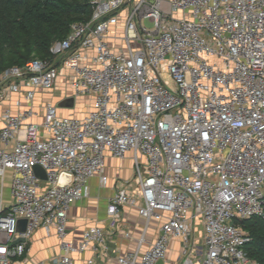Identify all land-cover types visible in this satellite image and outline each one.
<instances>
[{
  "label": "built area",
  "instance_id": "1",
  "mask_svg": "<svg viewBox=\"0 0 264 264\" xmlns=\"http://www.w3.org/2000/svg\"><path fill=\"white\" fill-rule=\"evenodd\" d=\"M90 5V20L71 25L54 60L0 74V104L17 95L15 106H25L6 111L0 127V176L12 171L14 200L0 214V264L23 257L38 229L55 232L61 254L35 264H74L73 254L91 246L106 253L126 207L161 228L145 252L119 264L165 263L173 240L182 243L178 264H257L241 221L264 220V0ZM122 21L123 48L115 50L108 38ZM61 67L73 98L91 99L92 109L83 118L62 116L48 103L42 122H33L37 95L55 90ZM130 154L134 175L109 201V232L93 227L78 245L68 241L69 211L90 197L89 181L107 185V157ZM20 238L26 242L16 244Z\"/></svg>",
  "mask_w": 264,
  "mask_h": 264
},
{
  "label": "crops",
  "instance_id": "2",
  "mask_svg": "<svg viewBox=\"0 0 264 264\" xmlns=\"http://www.w3.org/2000/svg\"><path fill=\"white\" fill-rule=\"evenodd\" d=\"M125 27L122 21L118 26L110 31L108 44L111 48L119 50L123 48V35ZM61 76L56 88L52 93H39L33 107L38 112V116L32 121L42 122L45 105L48 103L59 104L64 100L72 98L73 92L68 85L69 72L60 68ZM19 96L12 95L11 99L0 104V127H3L2 115L6 111L18 113L25 109L15 106V101ZM91 99L76 100L73 108H60L62 116H75L83 118L92 109ZM40 114V115H39ZM133 155H129L124 160H119L108 156L106 159L105 175L108 177L107 185H102L100 177H95L89 181L90 197L76 202L68 216L67 240L78 245L83 238L84 232L93 227H100L109 232L108 205L110 199L117 191L118 182L131 179L134 175ZM12 171H7L0 176V214L6 213L13 205L14 200L11 193ZM161 223L152 220L148 226L138 213L136 207H126L123 211L122 233L111 234L106 238L107 251L104 253L100 249L91 246L84 253L73 254L74 264H119L118 259L131 252L140 249L145 252L151 244L158 238ZM129 233L130 237L124 236ZM145 238V242L140 246V240ZM182 243L180 240H173L167 254V260L163 264H178L180 259ZM61 254L60 240L52 231L48 234L44 229H38L27 241V251L23 257L14 259L12 264H35L39 261L50 262Z\"/></svg>",
  "mask_w": 264,
  "mask_h": 264
},
{
  "label": "trees",
  "instance_id": "3",
  "mask_svg": "<svg viewBox=\"0 0 264 264\" xmlns=\"http://www.w3.org/2000/svg\"><path fill=\"white\" fill-rule=\"evenodd\" d=\"M68 15L79 18L66 23L64 16ZM91 15L90 0H0V74L30 61H25L22 49L27 55L36 51L47 54L41 60H54L50 54L53 44L67 37L72 24L86 22ZM48 26L53 27L49 33ZM22 36H27L25 42ZM241 225L252 237L246 247L249 259L264 264V220L255 217Z\"/></svg>",
  "mask_w": 264,
  "mask_h": 264
},
{
  "label": "rangeland",
  "instance_id": "4",
  "mask_svg": "<svg viewBox=\"0 0 264 264\" xmlns=\"http://www.w3.org/2000/svg\"><path fill=\"white\" fill-rule=\"evenodd\" d=\"M65 1H74V0H65ZM79 17L78 16H74V15H68V16H64V21H66V23H72V21H74V20H77ZM145 25L147 26V27H152L153 26V24H151L149 21H146L145 22ZM53 27L52 26H48V29L46 30V32H50L51 31V29H52ZM45 30V29H44ZM26 39H27V36H22V40H23V42H25L26 41ZM58 44H59V41H56L54 44H53V46H52V48H51V50H50V54H51V56H53L54 54H55V51L57 50V46H58ZM22 45V47H23V45H24V43H22L21 44ZM22 53L24 54V55H26V56H24L25 58V61H32V60H36V59H40V58H43V57H47L46 55L47 54H43V53H41V52H38V51H36V52H33V53H30L29 55H27L26 53V51L25 50H23L22 49ZM55 57V56H54ZM11 59H13V58H11ZM32 59V60H31ZM41 60V59H40ZM29 61V62H30ZM40 115V114H39ZM37 117H40V116H37ZM198 240L200 241V246L203 248L204 247V244H203V241L201 240V236H200V234L198 235ZM204 249V248H203ZM202 251H204V250H202Z\"/></svg>",
  "mask_w": 264,
  "mask_h": 264
},
{
  "label": "water",
  "instance_id": "5",
  "mask_svg": "<svg viewBox=\"0 0 264 264\" xmlns=\"http://www.w3.org/2000/svg\"><path fill=\"white\" fill-rule=\"evenodd\" d=\"M74 103H75V99L72 97V98L66 99L62 103H60L59 107L73 108ZM34 171H35L38 178H40L41 180H46V173L41 167H36L34 169ZM26 227H27V220H20L18 222V227H17L18 233H24L26 231ZM24 242H26V240L23 238H20V239L16 240L15 243L17 244V243H24ZM158 264H163V262H159Z\"/></svg>",
  "mask_w": 264,
  "mask_h": 264
}]
</instances>
